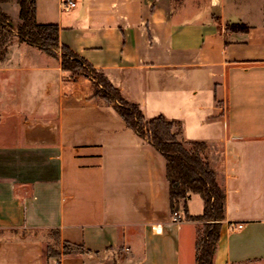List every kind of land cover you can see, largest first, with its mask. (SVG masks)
Returning a JSON list of instances; mask_svg holds the SVG:
<instances>
[{
	"label": "crops",
	"instance_id": "0c3cea01",
	"mask_svg": "<svg viewBox=\"0 0 264 264\" xmlns=\"http://www.w3.org/2000/svg\"><path fill=\"white\" fill-rule=\"evenodd\" d=\"M36 20L146 118L210 145L226 192L214 264H264V0H36ZM14 39L0 48V264H196L202 222L186 213L201 197L174 222L165 158L60 50Z\"/></svg>",
	"mask_w": 264,
	"mask_h": 264
},
{
	"label": "trees",
	"instance_id": "16d2710c",
	"mask_svg": "<svg viewBox=\"0 0 264 264\" xmlns=\"http://www.w3.org/2000/svg\"><path fill=\"white\" fill-rule=\"evenodd\" d=\"M15 3L19 8V23L16 26L20 42L33 45L53 57L61 51L62 70L71 76H82L91 82L92 98L113 107L127 128L153 146L166 160V176L169 183L172 214L178 213L181 202L192 195H199L204 203L203 213L187 219L202 222L196 242V264H214L222 223L225 220L226 192L218 173L210 161L211 147L205 142H185L179 137L182 124L164 116L145 117L136 104L127 102L103 74L94 69L85 59L73 53L59 42L60 28L56 24L40 25L36 20V0H0V48L5 44L6 34L14 28L3 6ZM234 28H244L241 25ZM186 211V207H185ZM187 212V211H186ZM71 248L65 244V254ZM82 252V247H75ZM49 256L59 252L47 250Z\"/></svg>",
	"mask_w": 264,
	"mask_h": 264
},
{
	"label": "rangeland",
	"instance_id": "374dc122",
	"mask_svg": "<svg viewBox=\"0 0 264 264\" xmlns=\"http://www.w3.org/2000/svg\"><path fill=\"white\" fill-rule=\"evenodd\" d=\"M11 7H13V5H7V6H3L2 8H3V10H5L4 8H7V13L9 14V16H10V20L14 23V25L16 26L17 25V23H18V20H17V16H16V14H15V12H14V14H11V12H10V9H11ZM19 19V18H18ZM14 26V28H13V30L15 31V32H11V33H8V34H6V41H5V44H8V43H10V42H12L13 40H15L14 38H15V36L17 35L16 33H17V30H16V27ZM5 44L4 45H2V47L3 46H5ZM69 75V74H68ZM71 76V75H70ZM72 77H76V76H72ZM77 77H79V78H82V79H86V78H84V77H82V76H77ZM88 80V79H87ZM89 81V80H88ZM90 82V81H89ZM91 83V82H90ZM92 90H93V88H92ZM201 225H203V224H201ZM201 228H202V226H201Z\"/></svg>",
	"mask_w": 264,
	"mask_h": 264
},
{
	"label": "built area",
	"instance_id": "2783aa9c",
	"mask_svg": "<svg viewBox=\"0 0 264 264\" xmlns=\"http://www.w3.org/2000/svg\"><path fill=\"white\" fill-rule=\"evenodd\" d=\"M64 7L66 9H68V8H74V7H76V3L73 2V1H69V2L65 3ZM172 220L174 222H180L181 221V217H180L179 213H174L173 216H172ZM237 228L238 229H242L243 228V225L242 224L241 225H238ZM157 229H159V227H157Z\"/></svg>",
	"mask_w": 264,
	"mask_h": 264
}]
</instances>
